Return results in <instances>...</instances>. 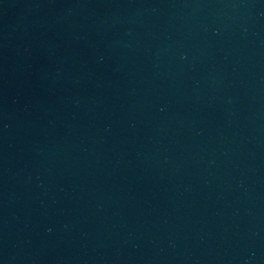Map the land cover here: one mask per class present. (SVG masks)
<instances>
[{
  "label": "water",
  "instance_id": "1",
  "mask_svg": "<svg viewBox=\"0 0 264 264\" xmlns=\"http://www.w3.org/2000/svg\"><path fill=\"white\" fill-rule=\"evenodd\" d=\"M0 264H264V0H0Z\"/></svg>",
  "mask_w": 264,
  "mask_h": 264
}]
</instances>
